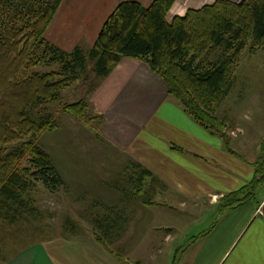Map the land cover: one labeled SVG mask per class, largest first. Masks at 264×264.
I'll return each mask as SVG.
<instances>
[{
  "label": "trees",
  "instance_id": "trees-1",
  "mask_svg": "<svg viewBox=\"0 0 264 264\" xmlns=\"http://www.w3.org/2000/svg\"><path fill=\"white\" fill-rule=\"evenodd\" d=\"M175 2L154 0L145 7L137 1L123 0L107 18L89 51L77 46L68 52L45 37L61 0H0V216L3 219L15 222L18 217L34 216L35 209L30 207L27 196L38 184L52 193L66 185L51 156L35 141L59 127L51 105L60 104V110L84 122L101 137L104 117L88 118L85 99L62 103L61 92L81 78L86 79L89 62L93 63L92 71L98 82L124 58L145 63L166 83L170 97L196 123L227 145L224 125L215 113L232 88L248 40L252 38L259 46L264 42V0L241 3L217 0L201 9H190L170 23L167 15ZM217 50L220 52L213 60L202 57ZM41 66H58L59 70L41 72L37 70ZM255 167L251 190L264 183V154ZM131 174L130 181L140 182L138 192L154 178L152 172L136 162L132 163ZM225 199L232 207L248 200L236 195ZM106 219L93 220L97 225L94 235L101 245ZM106 251L111 253L108 248Z\"/></svg>",
  "mask_w": 264,
  "mask_h": 264
},
{
  "label": "rangeland",
  "instance_id": "rangeland-1",
  "mask_svg": "<svg viewBox=\"0 0 264 264\" xmlns=\"http://www.w3.org/2000/svg\"><path fill=\"white\" fill-rule=\"evenodd\" d=\"M213 3L190 9L198 10ZM176 9L170 19L168 13V22L178 16ZM219 52L202 57L213 60ZM37 70L52 72L59 67L41 66ZM92 70L93 63L89 62L86 79L81 78L61 92L62 103L85 99L88 118L100 116L91 102V95L98 86ZM50 109L59 127L43 133L35 141L51 156L66 185L55 193L41 184L35 186L27 196L31 200L30 207L35 209L34 216L18 217L15 222L0 216V263L19 253L41 249H49L58 262L74 257H79L75 259L78 261L85 260V251L93 256L108 253L106 248L111 250L108 256L117 264L191 263L202 246L196 237L206 233L220 213L200 212L199 208L190 206L183 208L181 198L145 187L138 192L140 182L129 180L132 174L126 171L130 164L123 159L124 154L106 143L90 126L60 110V104H53ZM215 116L224 125L225 133L227 122L232 124V120L249 131L255 127L264 129V42L259 46L252 38L248 40L235 70L232 88ZM244 117H252L254 123ZM261 152L263 156L264 148ZM263 186L264 183L261 188ZM95 217L107 218L101 230L102 245L94 235ZM253 230L241 240L226 264H235V258L246 252Z\"/></svg>",
  "mask_w": 264,
  "mask_h": 264
},
{
  "label": "crops",
  "instance_id": "crops-1",
  "mask_svg": "<svg viewBox=\"0 0 264 264\" xmlns=\"http://www.w3.org/2000/svg\"><path fill=\"white\" fill-rule=\"evenodd\" d=\"M121 1L61 0L45 36L65 51L77 46L89 49ZM132 1L148 7L154 0ZM213 1L176 0L168 19L177 7L180 16L190 8L197 9ZM91 102L104 117L101 138L124 154L123 159L130 164L126 171H131L132 163L136 162L153 173L146 190L179 197L183 208L190 206L199 208L200 212L220 213L215 224L196 237L202 246L189 264H226L253 228L247 242L250 245L235 258V264H264V186L251 190L255 166L264 148V129L255 127L249 131L230 120L226 145L170 97L166 83L145 63L130 58H124L98 82ZM244 119L254 123L252 117ZM230 195L248 200L232 207L225 199ZM58 249L60 253L62 246ZM50 253L49 249L23 252L0 264H81L83 261L117 264L108 253L92 256L85 251V260L75 261L80 258L74 257L66 261L57 257L60 262ZM62 254L65 256L67 252Z\"/></svg>",
  "mask_w": 264,
  "mask_h": 264
}]
</instances>
